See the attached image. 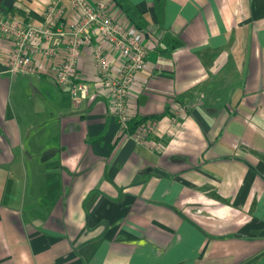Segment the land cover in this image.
I'll return each mask as SVG.
<instances>
[{
	"label": "crops",
	"instance_id": "crops-1",
	"mask_svg": "<svg viewBox=\"0 0 264 264\" xmlns=\"http://www.w3.org/2000/svg\"><path fill=\"white\" fill-rule=\"evenodd\" d=\"M52 2L0 0V14L41 25ZM89 2L150 46L129 136L91 47L75 107L49 74L65 43L34 56L37 75H11L0 37V264H264V0ZM143 121L156 130L138 145Z\"/></svg>",
	"mask_w": 264,
	"mask_h": 264
},
{
	"label": "built area",
	"instance_id": "built-area-1",
	"mask_svg": "<svg viewBox=\"0 0 264 264\" xmlns=\"http://www.w3.org/2000/svg\"><path fill=\"white\" fill-rule=\"evenodd\" d=\"M71 7L74 13L71 23L64 18L62 0H53L44 10L41 25L30 20L29 9L23 10L24 15L0 14V37L13 43L8 72L11 75H37L39 69L34 56L43 53L48 57L53 54L52 46L65 43V60L50 67L49 74L59 87L69 91L74 106L79 107L88 98L90 88L78 72V61L81 49L91 47L100 89L110 99L120 134L126 138L132 120L129 109L131 90L137 74L148 68L150 46L146 43V35L118 20L104 3L71 0ZM106 46L117 53L118 68L114 69L108 60ZM155 130L156 123L143 121L131 136L138 145H142Z\"/></svg>",
	"mask_w": 264,
	"mask_h": 264
},
{
	"label": "trees",
	"instance_id": "trees-1",
	"mask_svg": "<svg viewBox=\"0 0 264 264\" xmlns=\"http://www.w3.org/2000/svg\"><path fill=\"white\" fill-rule=\"evenodd\" d=\"M119 4V3H118Z\"/></svg>",
	"mask_w": 264,
	"mask_h": 264
}]
</instances>
